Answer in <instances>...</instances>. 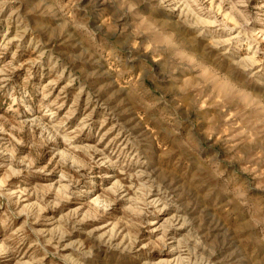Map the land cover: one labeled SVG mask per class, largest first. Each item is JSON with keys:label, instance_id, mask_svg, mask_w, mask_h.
<instances>
[{"label": "clouds", "instance_id": "obj_1", "mask_svg": "<svg viewBox=\"0 0 264 264\" xmlns=\"http://www.w3.org/2000/svg\"><path fill=\"white\" fill-rule=\"evenodd\" d=\"M20 2L0 0V20L5 13L19 15ZM250 3L251 0H40L35 14L53 21L58 29L88 31L86 26L92 23L93 37L113 50L117 63L137 66L147 58L160 68L169 66L167 73H159L160 83L170 81L174 87L162 96L145 88L158 107L139 95L136 103L148 114L165 142L191 160L190 173L199 172L191 184L202 185L200 191L204 193L213 188L210 198L216 199L218 195L234 222L222 226L219 218L210 213L209 223L202 228L198 214L205 196L183 184L182 178L174 183L172 174L160 167L159 157L152 160L143 155L142 138L134 135V129H126L120 152L106 151L99 147V142L86 144L80 138L84 129L92 132L90 117L85 116L73 129L60 120L51 106L41 108L38 114L26 106L29 117L12 126L16 135H8L16 147L27 143L33 152L46 148L56 160L58 179L47 186V193L53 197L47 203H41V193L36 202L22 204L23 193L12 190L8 181L26 172L51 173L37 167L29 156H16L13 148H7L13 159L0 164L8 170V175L0 178V264H69L70 259L71 264H95L98 250L127 255L143 250L173 256L155 264H218L217 252L237 240L247 246L237 249L244 264H264V95L248 91L249 87L264 90V61L253 60L243 72L245 82L232 83L224 90L215 87L221 77H209L205 57L197 50L207 46L210 54L239 71L242 63L238 50L244 48L242 42L257 35L251 31L254 23H264L260 10L251 9ZM100 6L111 9V21L99 17L98 22L91 21ZM29 31L30 27L24 29L25 33ZM6 37L7 33L0 40V54L7 52L13 42L17 49L20 47L22 36ZM120 49L127 52L126 58L120 55ZM247 51L252 53L253 48L248 47ZM255 51L264 55L260 49ZM11 55L15 61L17 52ZM244 59L251 60L252 56ZM27 63L31 72L40 60ZM257 63L261 68L248 70ZM15 67H0V89L11 79L10 72ZM189 74L195 75L194 81L183 79ZM149 75L145 70L139 81L142 87ZM152 83L159 87L157 81ZM124 91L131 95L128 89ZM209 92L212 96L206 101ZM11 98L14 104L18 103L15 95ZM184 100L191 103L192 112L185 110L182 121L180 108ZM58 107L63 108V104ZM69 112L75 115L71 108ZM193 112L205 125L206 116L216 112L220 124L228 126L223 138L217 142L216 138L221 136L219 125L215 133L201 128L195 139L189 137ZM4 131L0 124V132ZM25 133L26 141L16 139ZM6 147L0 145V152ZM94 168L99 173H94ZM97 178L100 194L92 191L97 187ZM81 179L87 184L82 185ZM74 199L86 203L72 208L68 215H60L54 227H35L42 213L49 208L55 212ZM21 217L25 219L17 226L15 222ZM161 217L167 219L158 223ZM144 230H150L155 240L141 241ZM141 264L150 262L142 259ZM227 264H231L230 259Z\"/></svg>", "mask_w": 264, "mask_h": 264}, {"label": "rangeland", "instance_id": "obj_2", "mask_svg": "<svg viewBox=\"0 0 264 264\" xmlns=\"http://www.w3.org/2000/svg\"><path fill=\"white\" fill-rule=\"evenodd\" d=\"M39 7L40 0H21L17 5L19 15L5 13V18L0 20V40L5 39V33H7V39H11L17 34L22 36L19 49H17L16 42H13L7 52L0 54V67L7 66L8 69H11L16 66L15 71L10 72L11 79L5 83L3 89H0V124H3L5 128L4 132H0V145H7L5 151L0 152V164H8L13 159L7 150V148H13L16 156H29L34 159L37 167H44L47 172L51 173V175H46L26 172L23 176L12 177L8 181L12 190L23 193V196L20 197L22 204L36 202L41 193H44L42 204L53 198L52 194L47 193V186L54 184L58 179L57 164L46 148L33 152L27 143L24 146L16 147L8 133L16 135L12 126L17 124L20 119L29 117V113L25 111L26 106H31L37 114L41 108L51 106L53 110L57 111L60 120L73 129L78 127L80 120L85 116L90 117L92 132L89 133L88 129H84L82 133H79L80 138L86 144L99 142V147L106 151L120 152L124 148L126 129H134V135H139L142 138L140 150L143 155L152 160L159 157L160 167L165 172L172 174L174 183L177 182V178H182L183 184L191 185L197 193L205 196V199L201 201L202 207L198 214L200 226L202 228L207 226L210 213L219 218L222 226H231L234 218L228 215L230 210L222 206L218 195L216 199L210 198L214 189L209 188L207 193H204L200 191L202 185L191 184V180L199 176V172L190 173L191 160L174 146L165 142L148 114L136 103V97L139 95L147 103L158 107L157 101L145 93V88L155 96H162L167 89L174 87L170 81L160 83L159 73L161 71L167 73L169 66L165 65L160 68L147 58L137 66L119 64L113 59V50L106 48L104 43L93 37L92 23L86 26L88 31L58 29L53 21L43 19L35 14V9ZM250 8L259 9L261 20L264 21V0H251ZM98 17L111 21V9L106 6L98 7L96 14L92 15L90 19L92 22H98ZM165 23H170V21L165 20ZM26 27H30L32 31L25 33ZM251 31L257 35L251 41H243L244 48L238 50L242 63L239 71L229 67L216 55L210 54L207 46L197 49L205 57L209 77H221L215 87L227 90L232 83L243 84L245 82L243 72L247 65L252 64L253 60L264 61V55L255 51L256 49L264 51V23H254ZM193 43L195 44L196 41L194 40ZM248 47L253 48L252 53L247 51ZM93 49L97 50L100 55H97V51H93ZM13 51L17 52L15 61L11 55ZM120 55L126 58L127 52L120 49ZM249 55L252 56V59L245 60L244 57ZM34 59H39L40 63L29 72L30 65L27 62ZM21 64L24 66L19 67ZM258 68H261L259 63L248 70L255 71ZM145 70H148L150 75L148 79L144 80L142 87L139 81L144 77ZM183 79L194 81L195 75L189 74ZM153 80L157 81L159 87L152 83ZM49 81H55V84L50 85ZM82 88L83 91H81ZM125 89H128L131 95L125 92ZM248 91L253 95H264V90L258 87H249ZM13 95L18 99L16 104L11 98ZM44 96H47V99H44ZM211 96L212 93L209 92L205 100H210ZM168 98L171 99V97ZM60 104H63V108L58 107ZM70 108L75 115L69 112ZM185 110L192 112V105L187 100L183 101L180 108L182 121ZM206 120L207 124L205 125L203 121L196 118L193 112L192 131L187 135L195 139L201 128H205L209 133H215L217 125H219L221 136L216 138L219 142L228 126L220 124V118L216 112L208 114ZM101 122H103V127H101ZM181 134L184 135L183 132ZM16 139L26 141L27 135L26 133L18 135ZM204 147L207 148V144ZM208 155L210 156V154ZM93 171L99 173L100 170L94 168ZM6 175H8L7 168L0 167V178ZM81 184L86 185L87 182L81 179ZM96 184L97 187L92 191L100 194L98 178ZM85 203L86 201L83 199H74L71 204L62 205L61 209L55 212L49 208L41 214L35 227L44 230L54 227L59 223L60 215H68L72 208ZM33 213H35V209H33ZM24 219L21 217L15 222L16 225L19 226ZM165 219L167 217H161L158 223H163ZM74 235L76 234L74 233ZM77 238L82 239L79 236ZM140 239L147 243L149 240H155V236L150 234V230H144L141 232ZM241 246L247 247L241 245L240 240L224 245L217 252L218 264H227L229 259L231 264H244V257L237 250ZM25 251L28 249L25 248ZM142 259L148 260L150 264H155L157 260H171L173 256L170 253L159 252L149 254L143 250L134 255L98 250L95 264H141ZM44 264H49V262L45 261ZM69 264H71V259Z\"/></svg>", "mask_w": 264, "mask_h": 264}]
</instances>
